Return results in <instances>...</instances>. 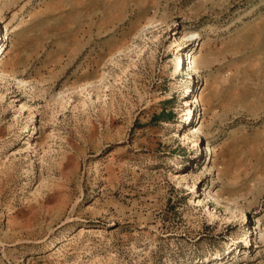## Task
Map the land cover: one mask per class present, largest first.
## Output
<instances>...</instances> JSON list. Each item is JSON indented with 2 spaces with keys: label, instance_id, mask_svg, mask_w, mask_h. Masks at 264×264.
I'll return each mask as SVG.
<instances>
[{
  "label": "rangeland",
  "instance_id": "1",
  "mask_svg": "<svg viewBox=\"0 0 264 264\" xmlns=\"http://www.w3.org/2000/svg\"><path fill=\"white\" fill-rule=\"evenodd\" d=\"M0 264H264V0H0Z\"/></svg>",
  "mask_w": 264,
  "mask_h": 264
},
{
  "label": "bare ground",
  "instance_id": "2",
  "mask_svg": "<svg viewBox=\"0 0 264 264\" xmlns=\"http://www.w3.org/2000/svg\"><path fill=\"white\" fill-rule=\"evenodd\" d=\"M190 59H193V56H191ZM190 64H191V65H192V64H195V61H194V62H191ZM179 67H181V62H179Z\"/></svg>",
  "mask_w": 264,
  "mask_h": 264
}]
</instances>
